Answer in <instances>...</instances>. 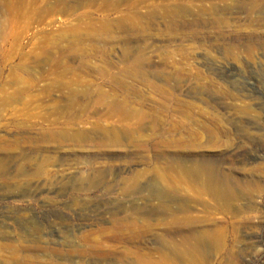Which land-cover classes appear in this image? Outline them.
<instances>
[{"label":"rangeland","instance_id":"1","mask_svg":"<svg viewBox=\"0 0 264 264\" xmlns=\"http://www.w3.org/2000/svg\"><path fill=\"white\" fill-rule=\"evenodd\" d=\"M188 236L264 264V0H0V254L172 264Z\"/></svg>","mask_w":264,"mask_h":264},{"label":"bare ground","instance_id":"2","mask_svg":"<svg viewBox=\"0 0 264 264\" xmlns=\"http://www.w3.org/2000/svg\"><path fill=\"white\" fill-rule=\"evenodd\" d=\"M48 8L49 6L45 7V11H46L45 13H48V11H53V8H51V6L49 9ZM53 13L55 12H50L49 14L54 15ZM54 22H55V18L53 16H50L43 23L45 24V26H51ZM114 133H115L114 131H110V134H108V136L113 138ZM193 171L199 173L201 170L199 168H195V170ZM193 171H191V167L190 168L184 167L181 174H179L178 181L191 185V178L195 177V175H192ZM203 175H204L203 178L199 177V175L194 178L195 180H197L196 182L198 186H194V187L198 190V194L204 193V191H206L212 197H214L217 201H220V200L228 201L232 199V194L230 192H227L228 187H226L224 184L222 186L221 184L217 183L218 181L217 175L215 177V174L213 172L212 173L206 172V173H203ZM157 194H160L158 196L161 197V202L164 203L165 205L171 202V199L166 198L163 193L159 192ZM186 203H187L186 200H183L179 206V210L183 214L186 213L187 211ZM179 221L180 219L178 217L173 218V223H178ZM182 221L185 225L191 224V219L188 216H184ZM203 236L204 234L202 233L199 237H196V243H199V241L203 239ZM211 238L218 240L220 237H218V235L213 234L211 235ZM185 241L188 242V247L186 250L181 251L179 249L173 248L168 251V254L166 256H173L174 258V261L172 262V264H193L194 263V261L191 259V252H193V247H191V236L186 237ZM0 264H60V263L57 259L51 256L36 255V254H16L15 253L11 255L0 254Z\"/></svg>","mask_w":264,"mask_h":264}]
</instances>
